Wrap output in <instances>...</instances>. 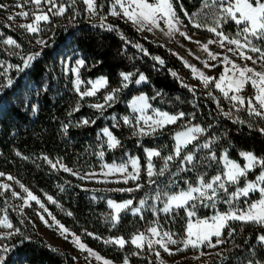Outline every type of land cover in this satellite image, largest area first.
I'll return each mask as SVG.
<instances>
[{
	"label": "trees",
	"instance_id": "1",
	"mask_svg": "<svg viewBox=\"0 0 264 264\" xmlns=\"http://www.w3.org/2000/svg\"><path fill=\"white\" fill-rule=\"evenodd\" d=\"M62 2L69 4L71 0ZM203 5L204 0H174L177 15L189 29L203 36H212L213 33L206 28H194L189 23V17L180 10L183 7L190 16L196 13L193 20L214 26L212 11ZM73 8L79 15L71 25L68 23V18L73 14L71 8L63 17H52V25H48L51 34L46 39L48 46L44 48L33 44L31 35L22 29L6 27L5 21L0 17V29L4 35L12 36L21 45L19 55H9L0 48V62L4 67L9 63L22 65L20 56L41 52L32 66L23 73L9 69L7 75L13 79V86L0 91V170L16 177L33 192L52 196L57 202L50 206L54 216L73 232L81 235L86 244L102 255L114 261L127 258L136 264H159L147 251L138 250L131 243L121 249L94 239L87 233H93L101 239L123 236L130 240L133 234L154 220L151 204L157 190L178 192L187 187L185 181L195 184L199 176L210 180L222 170L223 165L218 160L225 149L229 157L239 163L243 162L238 155L240 151H253L257 155H264V135L257 130L264 127V120L249 116L244 109L237 112L213 88V84L209 85L212 96L202 88L190 85V72L183 62L163 45L141 36L125 20H107L116 30L106 31L98 26L99 19L85 16L82 0H77ZM218 30L225 34H235L237 28L232 22H228L222 24ZM258 42L264 46V42ZM136 44L147 50L149 55L135 47ZM71 51L77 52L85 60V66L80 70L81 78L107 77L108 91L121 86V72L134 74L128 88L118 93L116 101L102 112L89 106L93 97L80 98L73 88L71 75L63 70L61 56ZM154 56L160 57L164 61L163 65L154 60ZM4 67H0V72L4 71ZM172 72L177 73V76H173ZM140 73L147 80L137 85L134 81ZM3 83L5 80L0 77V84ZM184 85L192 87L194 91H189V87ZM142 93L148 97L152 108L170 114L184 112L185 117L177 124L167 125L154 135L144 137L134 135V128L125 125L121 120L112 121L113 116L128 115V102ZM217 102L224 112L232 113V118H227L217 108ZM78 104L79 110L74 111ZM236 117L246 123H233ZM85 119L95 123L81 124ZM65 125H68L67 129L64 128ZM183 125H199L206 129L181 154L182 158L191 151L193 161L184 166H181V158L169 162V170L164 176L154 177L157 183L149 185L145 173V149H156L162 156L172 154L175 144L173 133ZM103 128H108L121 142L119 147H107L106 140L100 133ZM213 140L210 149L198 147L199 144ZM101 151L104 152L103 158L98 156ZM211 151L217 153V161L208 159ZM17 152L20 153L19 156L16 155ZM45 156L81 169H97L103 162L122 161L127 156H136L140 163V180L144 186L132 193L96 190L92 187L95 184L93 182L84 181L57 168L53 169L44 159ZM153 161L158 171L164 161L160 158H154ZM259 171V168L254 169L247 179L253 180ZM243 185L242 179L238 186ZM235 187L237 186H230L229 190L234 191ZM220 196L226 199L222 192ZM108 198L116 201L133 198L134 204L143 199L146 203L142 214L123 212L119 222L112 226ZM4 204L5 196L2 194L0 216L3 213L8 215L12 223L25 236L30 237V240H23L21 236L9 240L8 244H18V248L10 254L12 264L17 261H27V264H75L69 252L52 251V247L40 235L30 232L11 208L7 207L3 211ZM226 208L225 204L219 202L215 209L199 207L197 212L200 217H210L216 211H225ZM68 212L72 215H67ZM186 221L187 216L183 209L159 216L162 226L179 236L184 232ZM230 224L235 232L229 236L228 230H225L221 237L224 243L215 248H204L206 253L199 258L186 257L174 264H249L250 260H258L264 264V244L257 239L258 235L264 234V229L239 221H232ZM137 252L139 255H133ZM217 253H222V256Z\"/></svg>",
	"mask_w": 264,
	"mask_h": 264
},
{
	"label": "snow or ice",
	"instance_id": "2",
	"mask_svg": "<svg viewBox=\"0 0 264 264\" xmlns=\"http://www.w3.org/2000/svg\"><path fill=\"white\" fill-rule=\"evenodd\" d=\"M77 3V0H71V3L65 4L62 0H17L15 7L19 8L20 11L10 13L7 16L8 21H15L17 17L24 19L25 23H20L17 27L24 29L29 34L40 35L42 32L46 31L43 25H52V17H63L66 12L71 8L73 14L68 18V23L71 25L79 12L73 8ZM85 6V11L87 12L89 18H98L99 27L105 29L106 31L116 30L112 24L107 23V16L102 15L105 5L99 3L98 0H82ZM31 6L28 10H24L25 6ZM45 6H47L45 8ZM204 8L210 9L214 17V26H209L206 23L202 24L192 19L196 16V13L189 15L187 11L181 7V11L184 12L186 17H189V23L192 24L194 28H206L208 32L214 33L218 39H209L207 43L200 44L199 41H195L200 44V47L204 52L208 53L210 60H217L219 53H213L209 50V45L218 44L219 47L224 48L225 42L229 45H235V49L229 48L228 51L233 52L235 55L239 53V57L245 61H251L253 65L258 62L264 63V46H258L254 41L264 42V0H204ZM0 9L7 10L8 5L0 3ZM108 15L123 18L133 25L137 26L138 31L147 30L151 32L154 28L159 29L160 23L163 22L164 27L167 29L165 33L168 36H172L174 33L179 32L187 40H191L192 37L186 32L180 30L181 20L177 15V10L174 7V0H111L108 5ZM232 22L237 30L234 36L226 35L223 31H219L222 24ZM6 27H11V25H5ZM96 27L97 25H93ZM36 44L41 45L42 48L48 46V41L45 39H36ZM0 45L7 46L8 49H12L9 55H19L15 49H19L21 45L17 43L12 36L3 37L0 33ZM145 55H149L147 50L143 49L141 45H134ZM247 49V51H244ZM256 53L257 56L253 57L248 53ZM175 55V53H173ZM191 54V53H189ZM41 52L30 53L26 56H20L22 65L7 64L4 67L3 63L0 62V67H4V71L0 72V77H3L5 83L0 84V91L8 87L13 86V79L10 78L7 73L9 69H15L17 72L23 73L26 69L32 66L33 61H35ZM158 63L163 65L164 61L158 57H152ZM199 59V57H196ZM182 59V58H181ZM77 67H73L71 71L77 74L76 91L78 92L81 99L84 97H94L100 92L101 89L108 87V78L101 76L95 80H89L87 83L91 85L90 88H86L83 91L80 90L79 85L82 81L79 79L78 72L79 68L85 66V60L83 58L77 59L75 61ZM205 68H215L217 65L209 64L208 61H202ZM219 63L224 65L223 71L220 73L219 78L207 76L203 71L197 69L194 65L188 64L184 61V66L190 68L193 78L199 79L205 88H208L210 84H214L215 89L227 99L232 107L239 112L244 109L248 112L249 116H254L264 120V71H257L254 67L248 66V64L240 65L235 61L231 60L227 55H224L220 59ZM122 78V84L118 88L111 89L103 96V103H95L89 105L90 107L103 111L106 107H110L112 103L118 98V93L123 89L128 88L131 78L133 77L132 72H121L119 74ZM173 76H177V73L172 72ZM147 80L143 73H140L138 79H135L134 83L140 84ZM250 85L253 89V94L250 96H244L242 93L245 91L246 86ZM189 91H194V89L188 85ZM159 95V93L157 94ZM212 96V93H208ZM129 107L132 108L133 112L139 113L136 116L135 124H132V120L128 116L123 117V122L125 125H130L134 128L133 134L141 137L152 136L158 130L164 129L167 125L177 124L178 121L185 117L184 112L178 114H170L165 111H160L157 109H152V115L146 114V109L152 106L148 103V97L144 95H139L133 97L129 103ZM217 108H220L221 112L227 117L232 118L231 112H224L220 107L219 102H217ZM79 110V104L74 109V111ZM195 116L193 115V119ZM142 122V123H141ZM83 125H88L89 123H95V121H89L87 119L80 122ZM190 123V122H189ZM233 123L244 124L246 121L240 120L239 117L233 119ZM68 125L64 128L67 129ZM115 127V126H114ZM249 127H252L249 124ZM262 135H264V127H259L257 129ZM206 129L199 125H183L181 130H177L173 133V139L175 141L174 147L172 149V154L168 156H162L161 152L156 149H145L147 156L146 174L148 177V184H156L157 181L154 177L164 176V174L169 170V162L181 158L182 152L189 145L196 141L198 134H202ZM104 137L107 138L106 143L109 149H115L121 145V142L113 135V133L108 128L102 129ZM213 141L205 142L199 144L198 147L202 149H210ZM17 156L20 155L19 152L16 153ZM239 157L244 161L243 165L235 159L229 157L228 151L220 154L219 160L217 158V153L211 151L208 159L210 161H217L222 164V170L213 176L210 180L206 179L204 176H199L195 185L185 181L187 185L186 188L179 190L178 192H162L157 190L154 197L155 200H160L161 197H165L164 207L161 209L164 213H169L173 209H183L187 216L186 225L184 228V236L182 239L177 240L173 238V233L168 231L161 232L157 226H152L147 229L150 236H147L144 232L135 233L132 235L130 241L126 240L123 236L110 237L104 239L105 244L116 245L123 249L126 244L131 243L135 248L143 251L145 247L149 252L155 251L154 245H159L164 252L172 254L171 249L168 245H182L178 247L176 251H184L189 246L192 248H200L204 245L209 248H215L217 245L224 243L221 238L225 230L229 236H232L235 232L234 228H231L230 222L239 221L243 224H254L264 229V155H257L253 151H240ZM100 158H103L104 152L98 153ZM153 158H160L164 161L163 166L157 171L155 170V165L153 164ZM44 159L51 165L53 169L59 164L63 171L69 172L72 175L77 176L79 179H91L94 173H85L81 176L77 172H73L62 162L56 161L53 163L48 157ZM193 161V154L189 151L188 154L184 155L180 163L185 162L191 163ZM130 163L132 171H128V164ZM102 168L107 169L103 172L105 177L113 174L120 173L123 178L124 183L131 181H138L140 179V163L137 158H131L126 163H121L119 165L113 164H103ZM259 168V174L256 175L255 180H248V174L253 171V169ZM0 177H6L7 180L13 181L15 178L11 175H7L0 172ZM244 180L243 187L238 185ZM15 183L19 185L22 192L25 195H21L14 190H11V185L7 183H0V190L11 191L13 198L21 199L23 203L20 205L21 215H23V209L31 207L30 202H35L44 213L48 214L49 219H45V216L37 212L36 215L39 216L40 220L44 223L46 227L56 228L59 235H61L65 240H68L75 247H77L81 252H86L87 257L94 258L96 261L101 262V264H112V262L99 253L95 252L93 249L88 247L85 243L81 241V238L75 233L71 232L67 227H65L60 221L56 219L55 216L45 207V204L41 202V199L30 191L27 187L21 184L18 180ZM144 185L137 183L136 188L127 189H117V191H127L132 192L139 190ZM230 186L235 187L234 191H230ZM63 190V188L61 189ZM223 193L226 199H223V203L227 204L229 207L226 211H216L211 217H200L197 212L199 207H210L215 209L217 203L221 202L220 193ZM258 193V199H248L251 193ZM3 192H0L2 195ZM245 198L241 204V198ZM46 199L49 203L56 204L57 202L52 196L46 195ZM146 201L141 200L140 205L143 207ZM133 204L132 200H126L122 203H117L111 199L108 200V206L112 209L110 213V219L113 225L117 224L120 220V213L128 209ZM133 214L140 211L139 208L132 209ZM67 215L71 216L72 213L68 212ZM51 221V222H50ZM22 224L25 222L24 219L20 221ZM0 229L6 231L0 232V241L12 240L14 237L21 236L23 240H30V237L25 236L19 227H16L12 221L9 219L8 215L0 216ZM87 235L92 236L94 239H101L99 236H95L93 233H87ZM213 237H215V243H213ZM261 244H264V234H260L257 237ZM23 241H21L22 243ZM18 248V244H2L0 243V264H12L11 255L14 250ZM52 251H57V249L52 248ZM133 255H139V252L133 253ZM204 255V253H201ZM218 256H222V253H217ZM155 256L160 257V252L155 251ZM86 257V258H87ZM75 259V257H73ZM15 264H27V261H17ZM124 264H128V259H124ZM249 264H261L258 260H250Z\"/></svg>",
	"mask_w": 264,
	"mask_h": 264
},
{
	"label": "rangeland",
	"instance_id": "3",
	"mask_svg": "<svg viewBox=\"0 0 264 264\" xmlns=\"http://www.w3.org/2000/svg\"><path fill=\"white\" fill-rule=\"evenodd\" d=\"M16 2H17V0H0V3L8 5V9L7 10L0 9V17L5 21L6 25L10 24L11 27H17V25L20 24V23L30 22V21H25L24 19L19 18V17H17V19L15 21H8L7 20V16L10 13H14V12L20 11L19 8L15 7ZM98 2L105 5V8H104V10L102 12V15L107 16V20H109L111 18H118V17H114V16H111V15H108V5L111 3V0H98ZM209 2H211V0H209ZM30 7H31L30 5L29 6H25L24 10H28ZM46 7L47 6H45V8ZM85 16L87 18H89V16H88L86 11H85ZM91 19H98V18H91ZM120 19H123V18H120ZM123 20H125V19H123ZM180 20L182 22L181 25L179 26L180 30L186 32L189 36H191L192 37L191 40L185 39L183 36H181L179 34V32L174 33L172 36L166 35L165 33L167 32V29L164 27L163 22L160 23V28L159 29H155L154 28L151 32H149L147 30L138 31L137 30V26L133 25L131 22H129L127 20H125V21L130 23L139 32V34L141 36H143V37H145L147 39H150L151 41H153V42H155L157 44L163 45L168 51H170L171 53H175V55L183 62V64H184V61H187L188 64L194 65L197 69L203 71L207 76L215 77L217 79L219 78L220 73L224 69V65L219 63V61H220V59H222V57L224 55H227L231 60L235 61L237 64H240V65L248 64V66L254 67L257 71H264V63L258 62L257 64L253 65L251 61H245V60L240 59L238 52L234 55L233 52L228 51L229 48L235 49V45H229V44H227V42H225L224 48L219 47L218 44H211V45L208 46L210 51H212L213 53H219L220 54V56H218L217 60H215V61L210 60L209 57H208V53L204 52L202 50V48L200 47V44L207 43V41L209 39H214L215 40V39H218V38L214 35V33H213L212 36H203V35L199 34L198 32L189 29L186 26V24L182 21L181 18H180ZM43 27L46 28V31L42 32L40 35L30 34L33 44H35L38 48H40L42 46L36 44V39H41L42 38V39L46 40L47 37L51 34V32L48 30L49 29L48 25H43ZM17 28H19V27H17ZM22 30L25 31L24 29H22ZM0 33L3 34V37H7L6 35H4V33H3V31L1 29H0ZM226 35H229L231 37V36H234L235 34H226ZM195 41H199L200 44H197ZM254 43H256L258 46H261L258 41H254ZM0 48H2L7 53L12 51V49H8V47L4 46V45H0ZM15 51L17 53H19L20 48L19 49H15ZM244 51H247V49H245ZM189 53H191V54H189ZM248 54L252 55L253 57L258 55L256 53H251V52H249ZM196 57H199V59H197ZM77 59H81V56H80V54H78L75 51L65 52L61 56V65H62L63 70L65 71V73L71 75L72 85H73V88H74L75 91H76V87H77L76 84H75V81L77 80V74L73 73L71 71V69L73 67H77L76 63H75V61ZM205 60L208 61L209 64H215L217 66L215 68H210V69L205 68L204 64L202 63V61H205ZM188 69H189L190 76H191V79H189L190 85H192L194 87H200L203 90H205L207 93H209V87L205 88L204 85L200 82L199 79H194L190 68H188ZM80 70H81V68H79L78 76H79V79L82 81V83L79 85V87H80V90L83 91L84 89L91 87V85H89L87 83V81L95 80L98 77L94 78V79H82L81 76H80ZM141 83H143V82H141ZM137 85H139V84H137ZM213 88H215L214 84H213ZM106 92H108V90H106V88L105 89H101L100 92H98L97 95L93 97L92 101L89 104L91 105V104H95V103H103V96H104V94ZM242 94L244 96H246V97L250 96V95L253 94V89L251 88L250 85H248V86H246L245 91ZM139 95L146 96L143 93L139 94ZM139 95H137V96H139ZM134 97H136V96H134ZM130 101L128 102V107H129ZM152 109H154V108L151 107L149 109H146V114L147 115H152L153 114L152 113ZM138 115H139V113L133 112L132 108L129 107V114L128 115L113 116L112 117V121L116 122V121L121 120L123 122V117L124 116H128L130 118V120H132V124L134 125L135 124V119L134 118L136 116H138ZM189 126H192V125H189ZM100 133L103 135L102 130L100 131ZM104 138H105V140H107L106 137H104ZM131 158H137V157L136 156H127L122 161H112V162H109V163L103 162V163L100 164L99 168H97V169H81V168L74 167V166H68L65 163H63L61 160H58V159H54V160H51V161L53 163H55L56 161H60V162L63 163V165H65L69 169H72L73 172L79 173L81 176H83L85 173H94L95 175L91 179H82V180L90 181V182L95 183L94 185H92V187L94 189H96V190H103V191H106V192L132 193L133 191L132 192L117 191V189H127V188L135 189L137 183L142 184L140 179L138 181H135V182L129 180L128 183H124L122 175L120 173H118V172L117 173H113V174L105 177L103 175V172L107 171V169L102 168L103 164H113V163H115V164L119 165L121 163L128 162ZM243 163H244V161L241 163V165H243ZM153 164L155 165L154 161H153ZM185 164H190V163L185 162L184 164H181V166H184ZM146 165H147V162L145 164V173H146ZM56 168L62 170V168H60L59 164H57ZM155 170H157L156 166H155ZM128 171L129 172L132 171L130 163L128 164ZM0 172L5 173L6 176L7 175H11V174L6 173V172H4L2 170H0ZM11 176H13V175H11ZM73 176H75V175H73ZM75 177H77V176H75ZM14 178H15V180H18L16 177H14ZM15 180L9 181V180L6 179V177H0V183H7V184L11 185V190H14V191H16L18 193H21V195H25L22 192V190L19 187V185L15 183ZM253 180H255V178ZM19 182L21 184H23L21 181H19ZM196 182H195V184H196ZM195 184H193V185H195ZM0 191L3 192V194L5 196V204H4L3 211L7 207L11 208L13 211H15L20 216L21 219H24V221H25L24 223L29 228V231L32 232V233H35L37 235H40L50 247L55 248L57 250H65V251L69 252L72 255V257H75V259H74L75 264H101V262L96 261L94 258L87 257V253L86 252H81L77 247H75L72 243H70L69 241L71 240V237H69L68 240H65L61 235H59L58 230L56 228L46 227L44 225V223L40 220L39 216L36 215V213L37 212L42 213L45 216V219H49L50 220V218L48 217L47 213H44L43 210L40 209L39 206L35 204L34 201L30 202L31 205H32L31 207L23 209V215H21L20 205L23 203V201L21 199L13 198L12 195H11V191H6V192L3 191V190H0ZM33 193L35 195H37L41 199V202L44 203L45 207L48 208V210L52 213V211L50 209V206L54 205V204L49 203L47 201L46 195H48V194H46V193H40L39 194V193H35V192H33ZM109 199H111V198L107 199V204H108V200ZM244 199L245 198H243V197L241 198V201H240L241 204L243 203ZM248 199H258V193H255V192L251 193L250 197ZM111 200H113V199H111ZM126 200H132L133 201V198H127V199L121 200V201H116V200H113V201H115L117 203H122V202H124ZM140 201L141 200H139L136 204L133 203L128 209H126L123 212L133 214L132 209L133 208H139L140 211L138 213H136V214H142L143 207H141ZM164 201H165V197H163V196L161 197L160 200H155L153 198L152 204H151V211H152V213L154 215V220L152 222H150L148 225H146V227H144L142 230L138 231L137 233L144 232L147 236H150L151 234L147 232V229L149 227H152V226H157L160 229L161 232L168 231L170 233H173L174 234L173 238L177 239V240H180V239L183 238L184 232H183V234L181 236H179L175 232H172V231L167 230L166 228H164L162 226V224L159 222V216L161 214L162 215L168 214V213H164L163 211H161V209L164 207ZM222 201H223V199H221L220 203H223ZM223 204H225V203H223ZM225 205L227 207L226 208V210H227L229 206L227 204H225ZM174 210H176V209H173L172 211H174ZM111 211H112V209H111ZM172 211H170V212H172ZM123 212H121L120 215ZM3 215H6V214L3 213L2 216ZM52 215L54 216L53 213H52ZM56 219L58 221H60L58 218H56ZM111 223H112V221H111ZM112 226H114L113 223H112ZM65 227H67V226H65ZM68 229L71 232H73L70 228H68ZM3 231H6V230L0 229V232H3ZM73 233H75V232H73ZM75 234L81 238V241L83 243L86 244V242L82 239L81 235H79L77 233H75ZM110 237H119V236H110ZM110 237H105V238L100 239V240L104 241V239H108ZM8 242H9V240L0 241V243H2V244H8ZM213 243H215V242H213ZM86 245L88 247H90L88 244H86ZM168 247L172 251L171 255H169V253H167V252H164V250L162 248H160L159 245H154L155 251H159L160 252V257L159 258H157L155 256V251L149 252L147 250V247H145L144 250L147 251L151 255V257H153L159 264H174L177 260L182 259V258H186V257L199 258V257L202 256L201 253H204V254L206 253L204 248H206V249L209 248V247L204 246V245L200 246V248H192L191 246H189L184 251H176V249L178 247H182V245H179V244L178 245H171L170 244V245H168ZM90 248L93 249L95 252L99 253L94 248H92V247H90ZM99 254L102 257L110 260L112 262V264H124V260L123 261H114V260L102 255L101 253H99ZM128 264H136V263H133V262L128 260Z\"/></svg>",
	"mask_w": 264,
	"mask_h": 264
}]
</instances>
